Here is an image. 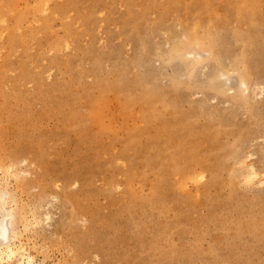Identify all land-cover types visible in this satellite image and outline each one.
<instances>
[{
	"label": "rangeland",
	"instance_id": "rangeland-1",
	"mask_svg": "<svg viewBox=\"0 0 264 264\" xmlns=\"http://www.w3.org/2000/svg\"><path fill=\"white\" fill-rule=\"evenodd\" d=\"M0 219L31 264H264V0H0Z\"/></svg>",
	"mask_w": 264,
	"mask_h": 264
},
{
	"label": "bare ground",
	"instance_id": "bare-ground-1",
	"mask_svg": "<svg viewBox=\"0 0 264 264\" xmlns=\"http://www.w3.org/2000/svg\"><path fill=\"white\" fill-rule=\"evenodd\" d=\"M23 21H25V20H23ZM256 177H257V174L254 170H249L248 174L246 175L247 180H252V179H255ZM248 183H249V181H248ZM251 183H252V181H251ZM3 194H5V193H3ZM5 221H6V219H0V261L3 259V256L7 254L9 256V258L12 256L18 257V259H17L18 264H31V261L29 259H26L27 260L26 261L24 258V254H23L24 249L21 246L16 247L13 244L12 240L14 241L16 239L15 232H13V230L11 232H9L8 225ZM9 224H10V222H9ZM11 224H13V223H11Z\"/></svg>",
	"mask_w": 264,
	"mask_h": 264
}]
</instances>
